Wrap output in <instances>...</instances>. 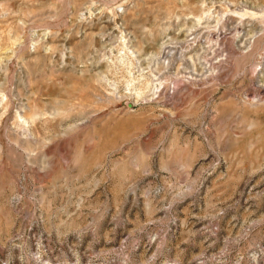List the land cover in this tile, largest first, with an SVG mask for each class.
<instances>
[{
  "label": "rangeland",
  "instance_id": "374dc122",
  "mask_svg": "<svg viewBox=\"0 0 264 264\" xmlns=\"http://www.w3.org/2000/svg\"><path fill=\"white\" fill-rule=\"evenodd\" d=\"M0 264H264V0H0Z\"/></svg>",
  "mask_w": 264,
  "mask_h": 264
}]
</instances>
